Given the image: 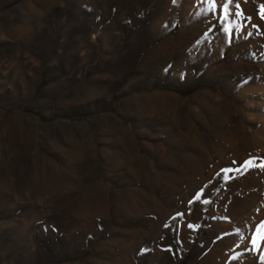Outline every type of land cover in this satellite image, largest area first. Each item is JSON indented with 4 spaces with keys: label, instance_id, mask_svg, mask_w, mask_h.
Here are the masks:
<instances>
[{
    "label": "rangeland",
    "instance_id": "obj_1",
    "mask_svg": "<svg viewBox=\"0 0 264 264\" xmlns=\"http://www.w3.org/2000/svg\"><path fill=\"white\" fill-rule=\"evenodd\" d=\"M262 12L0 0V264H264Z\"/></svg>",
    "mask_w": 264,
    "mask_h": 264
},
{
    "label": "snow or ice",
    "instance_id": "obj_2",
    "mask_svg": "<svg viewBox=\"0 0 264 264\" xmlns=\"http://www.w3.org/2000/svg\"><path fill=\"white\" fill-rule=\"evenodd\" d=\"M174 2H175V0H174ZM228 3H232V0H228ZM213 4H215V0H213ZM222 7L225 9L226 19H227V14H228L227 13V5L226 4L225 5H222ZM235 7L238 8L239 7V4H236ZM240 14L242 15L243 13H240ZM262 14H264V12H262ZM248 163H250V162H248ZM224 171H231V169H226ZM197 199H199V196H197ZM205 202H207V201H205ZM258 231L262 234L261 235V238L264 239V223H262L259 226ZM254 243H256V241H254Z\"/></svg>",
    "mask_w": 264,
    "mask_h": 264
}]
</instances>
